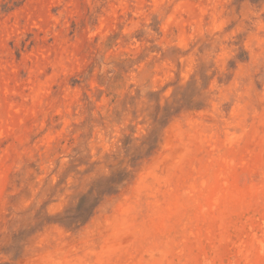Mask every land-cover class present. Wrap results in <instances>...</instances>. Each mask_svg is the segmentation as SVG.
I'll list each match as a JSON object with an SVG mask.
<instances>
[{
	"label": "rangeland",
	"instance_id": "rangeland-1",
	"mask_svg": "<svg viewBox=\"0 0 264 264\" xmlns=\"http://www.w3.org/2000/svg\"><path fill=\"white\" fill-rule=\"evenodd\" d=\"M0 264H264V0H0Z\"/></svg>",
	"mask_w": 264,
	"mask_h": 264
}]
</instances>
